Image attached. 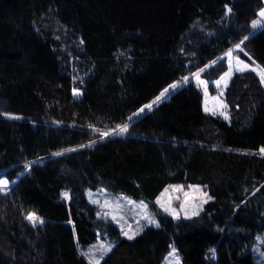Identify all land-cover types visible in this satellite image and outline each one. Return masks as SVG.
<instances>
[{
  "label": "trees",
  "instance_id": "16d2710c",
  "mask_svg": "<svg viewBox=\"0 0 264 264\" xmlns=\"http://www.w3.org/2000/svg\"><path fill=\"white\" fill-rule=\"evenodd\" d=\"M91 1L114 16L111 49L99 43L94 56L77 0H2L0 177L10 183L0 186V264H88L77 247L97 233L113 241L98 264H161L169 245L180 264H255L264 81L254 70L231 73L227 121L203 110L189 79L102 135L170 79L200 68L217 79L227 67L220 54L235 42L240 58L264 69V23L246 24L258 0ZM136 25L145 32L126 31ZM174 182L205 188L200 213L173 220L152 205L158 225L132 237L98 217L84 193L103 187L151 202Z\"/></svg>",
  "mask_w": 264,
  "mask_h": 264
},
{
  "label": "rangeland",
  "instance_id": "374dc122",
  "mask_svg": "<svg viewBox=\"0 0 264 264\" xmlns=\"http://www.w3.org/2000/svg\"><path fill=\"white\" fill-rule=\"evenodd\" d=\"M264 0H258L255 4L257 16L247 19L246 24L250 31L264 23ZM9 6L0 0V13L9 11ZM262 10L260 11V9ZM77 12L83 23L81 41L91 56L97 54V46L103 43L111 49L115 36L110 32L109 25L114 21L110 12H99L91 0H77ZM126 31L144 33L145 29L139 25L127 28ZM239 41L235 42L222 54L225 57L227 67L215 80L205 79L199 75L200 69L192 72L182 80L170 79L162 85L156 93L130 110L125 116V123L119 126H112L102 136L118 133L124 126L142 111L148 109L155 102L164 97L170 90L179 84L191 79L202 91V107L209 114L217 116L225 121L228 120L229 112L223 98L224 87L234 71L244 69L254 70L259 79L264 81V69L255 63L240 58L236 49H239ZM32 160H29L27 165ZM10 182L5 177H0V186L8 185ZM86 199L95 205L98 217L111 221L123 236L132 237L144 226H157L158 220L153 208L173 220L189 219L196 217L202 210L203 203L208 200L209 195L205 188L195 182H174L166 184L151 202L143 199H133L122 193L110 192L103 187L85 189ZM31 220H34L31 217ZM112 239L102 237L97 233L94 241L86 246L77 247L79 254L88 264H98L103 255L109 250ZM264 229L256 233L251 246L255 264H264ZM161 264H180L177 251L169 245Z\"/></svg>",
  "mask_w": 264,
  "mask_h": 264
},
{
  "label": "bare ground",
  "instance_id": "6f19581e",
  "mask_svg": "<svg viewBox=\"0 0 264 264\" xmlns=\"http://www.w3.org/2000/svg\"><path fill=\"white\" fill-rule=\"evenodd\" d=\"M261 15L264 16V10H262Z\"/></svg>",
  "mask_w": 264,
  "mask_h": 264
}]
</instances>
